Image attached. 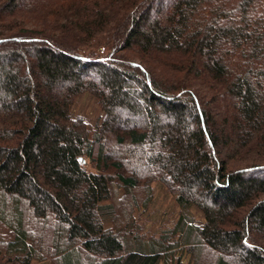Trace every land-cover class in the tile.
<instances>
[{
    "label": "trees",
    "instance_id": "trees-1",
    "mask_svg": "<svg viewBox=\"0 0 264 264\" xmlns=\"http://www.w3.org/2000/svg\"><path fill=\"white\" fill-rule=\"evenodd\" d=\"M0 264H264V0H0Z\"/></svg>",
    "mask_w": 264,
    "mask_h": 264
},
{
    "label": "rangeland",
    "instance_id": "rangeland-1",
    "mask_svg": "<svg viewBox=\"0 0 264 264\" xmlns=\"http://www.w3.org/2000/svg\"><path fill=\"white\" fill-rule=\"evenodd\" d=\"M75 111L84 115L91 122H96L102 116L97 103L89 95L79 98ZM155 190L156 193L151 206L145 211L136 213L137 218H140V223L150 233H156L164 227L171 226L178 217L174 199L168 191L159 185H156Z\"/></svg>",
    "mask_w": 264,
    "mask_h": 264
},
{
    "label": "water",
    "instance_id": "water-1",
    "mask_svg": "<svg viewBox=\"0 0 264 264\" xmlns=\"http://www.w3.org/2000/svg\"><path fill=\"white\" fill-rule=\"evenodd\" d=\"M82 160V159H81Z\"/></svg>",
    "mask_w": 264,
    "mask_h": 264
}]
</instances>
